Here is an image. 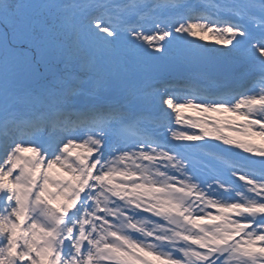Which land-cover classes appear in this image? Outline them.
I'll return each mask as SVG.
<instances>
[{"label": "snow or ice", "instance_id": "obj_1", "mask_svg": "<svg viewBox=\"0 0 264 264\" xmlns=\"http://www.w3.org/2000/svg\"><path fill=\"white\" fill-rule=\"evenodd\" d=\"M206 137L231 156L210 179ZM251 137L264 0H0V264H264Z\"/></svg>", "mask_w": 264, "mask_h": 264}, {"label": "bare ground", "instance_id": "obj_2", "mask_svg": "<svg viewBox=\"0 0 264 264\" xmlns=\"http://www.w3.org/2000/svg\"><path fill=\"white\" fill-rule=\"evenodd\" d=\"M214 44H211L210 47H212ZM174 78H178V76L176 74H173ZM192 78L195 82H197L198 84H200L201 86H205V84H203L201 81H203V79L196 75V74H193L192 75ZM205 81V80H204ZM182 95V94H181ZM181 115L185 118H188V119H191L193 121H200V120H203L205 119L206 117L207 118H210L208 120V124H209V127H208V131H212L210 125H211V122L212 120L216 119H223L225 117L228 116L227 113L223 114V116H221L219 113H212V112H207V113H202L200 111H197L196 109H193V108H185V109H182L181 110ZM237 123H243L242 120H237L236 121ZM172 128L173 129H179V130H183V131H187L188 133H192L190 131V126L185 123L184 121H181V124L180 125H177L174 120H173V123H172ZM159 132L161 134H163L165 132V134H167V130L166 128H160L159 129ZM197 134L200 133V129L198 132H195ZM224 135H229L233 138H238V139H248L247 137H244V136H237V134L235 132H232L231 130H228L226 129L223 133ZM205 142L209 145V147H207V149H219V148H223L222 145H220V147H215V145L219 144V142L217 141H213L209 138L206 137V140ZM251 142L255 143L257 146H259L261 143H264V141H262L259 137H251ZM27 146V145H25ZM79 151V150H77ZM236 151H239V150H235L233 149V152H236ZM30 156L32 155L31 153H28ZM243 155V153H241ZM56 170L54 169L53 172H55Z\"/></svg>", "mask_w": 264, "mask_h": 264}, {"label": "rangeland", "instance_id": "obj_3", "mask_svg": "<svg viewBox=\"0 0 264 264\" xmlns=\"http://www.w3.org/2000/svg\"><path fill=\"white\" fill-rule=\"evenodd\" d=\"M201 35H203L204 42L206 43L207 46L210 47L211 44L215 45V37H213L211 34L198 33L197 37H195L193 39H197L198 40ZM23 155H25L26 157L30 156L28 153H24Z\"/></svg>", "mask_w": 264, "mask_h": 264}]
</instances>
